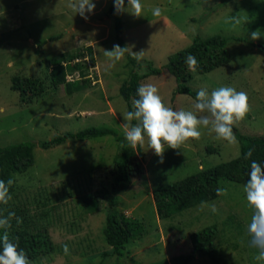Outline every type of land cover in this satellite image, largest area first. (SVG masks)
Returning <instances> with one entry per match:
<instances>
[{
	"label": "rangeland",
	"instance_id": "1",
	"mask_svg": "<svg viewBox=\"0 0 264 264\" xmlns=\"http://www.w3.org/2000/svg\"><path fill=\"white\" fill-rule=\"evenodd\" d=\"M112 1L95 0V9L85 19L74 14L68 0H0V146L49 140L88 126L116 131L47 149L37 145L34 164L14 177L11 198L0 204L2 213L10 207L16 212L13 217H34L50 238V249L29 259L30 264H99L101 253L113 248L103 236L108 200L104 198L100 209L91 212L79 198L103 186L110 190L113 157L121 143L116 136L123 134L121 113L128 110L119 88L134 67L125 56L103 70L108 60L104 49L117 43L114 16L108 10ZM157 5L161 14L154 16L151 9ZM120 20L129 49L142 50V60L162 67L159 74L148 75L140 83L156 84L164 103L174 109L190 108L195 99L175 91L177 81L163 67L168 57L196 35L227 37L229 62L205 73L189 68L191 76L184 83L195 91L201 87L211 91L221 84L245 91L248 110L233 126L245 134L264 136V35L257 39L250 35L256 29L264 33V0H143L140 15L122 11ZM76 52L84 55L89 81L71 92L64 83L53 86L50 61ZM16 75L43 80L44 92L29 99L27 93L13 90L11 80ZM81 80L79 76L77 81ZM137 146H129L130 184L113 194L119 197L118 211L139 224L133 239L124 230L114 236L117 243L127 241L122 258L126 264L170 263L172 257L192 251V232L209 225L216 227L214 252L197 255L187 264H264V259H257L259 250L250 244L247 232L254 208L245 198L244 183L222 179L219 197L167 218L158 216L153 199L156 185L237 156V139L217 138L202 127L200 137L189 138L177 148L165 146L160 155L147 141ZM28 226L33 230L31 220ZM113 258H105L102 264H110Z\"/></svg>",
	"mask_w": 264,
	"mask_h": 264
},
{
	"label": "trees",
	"instance_id": "2",
	"mask_svg": "<svg viewBox=\"0 0 264 264\" xmlns=\"http://www.w3.org/2000/svg\"><path fill=\"white\" fill-rule=\"evenodd\" d=\"M108 10L114 16V37L117 43L122 46L126 45L121 36L123 31L122 22L120 20L121 12L116 13L114 11L113 1L109 5ZM227 41V37H222L220 35L206 38L196 35L188 46L170 55L163 67L175 77L177 81L175 91L177 93H187L195 99L196 91L184 83L186 78L191 76V73L188 72L189 66L185 63L186 55L188 53L195 55L197 58V65L194 69L198 73H205L229 62L231 56L226 49ZM261 48L264 49V44ZM86 49L89 52L91 63H93L94 58L91 55V46L89 45ZM83 57L84 55L82 52L67 53L66 55L62 54L61 57L50 61L48 68L50 70L49 76L52 85L58 86L64 83L67 92H71L73 88L78 87L82 83H87L89 79L85 77L87 71L86 65L82 62ZM126 57L129 64L134 68L129 71L127 78L119 88V92L126 102L128 109H130L132 107V97L136 94L135 89L138 84H140V80L148 75L159 74L162 67L154 66L153 62L148 59L137 62L131 54H126ZM77 58V61L72 62ZM141 63L144 65L143 70L140 68ZM73 71H78L80 79H82L80 82L77 81L78 78L66 81V76ZM11 81V88L22 93V95L27 93L29 99H32L34 96L35 98L40 96L45 90L43 80L39 78L28 76L19 77L16 75L12 77ZM233 130L239 143V153L237 156L214 166L202 168L174 182L168 184L160 183L158 186H155L153 199L156 212L160 218H167L175 213H180L185 209L219 197L221 191L218 192L217 189H221L220 180L222 179L236 183H245L251 160L256 159L258 161H264V136L242 133L235 126H233ZM113 133H116V131L107 126H88L76 132L66 131L64 134L55 135L49 140L39 142L22 141L0 146V179L7 180L11 178L13 180V185L9 186V192H13L12 189L15 186L14 177L17 176V174L24 173L34 164V148L37 145L43 149H47L64 143L67 140L73 142L83 141ZM116 139L120 140L121 143L118 146L117 153L113 157L114 167L111 171L110 190H108L106 186H103L79 197L82 199L84 209L91 212L100 209V202L104 198L108 200L110 210L107 214L106 224L103 227V236L108 244L113 245V248H111L110 251L104 250L101 253L99 264H102L104 259L110 256H114L110 264H126L122 258L126 256L127 241L125 242L123 239L121 243H117V241L114 240V236L124 230L127 236L133 239L138 235L139 228V224L136 220L126 217L116 208L119 203V197L113 194L125 190L129 186L133 173L129 163V145L124 140L123 134L117 135ZM137 149L142 153L140 146H137ZM249 149L252 150V156L245 158L244 153ZM17 184L20 183L18 182ZM23 186L24 185H22L21 188ZM43 203L46 202L43 201ZM3 210L4 213H2L3 211L0 208V214L7 215L8 211H13L16 214L10 207ZM33 219L34 217L27 219V217L21 216L17 221L16 217H11V225L8 228L10 238L15 239L19 247L25 250L29 259L50 249V238L47 231L39 225L40 223L38 224L39 220ZM30 220L33 230L30 229L31 227L28 228ZM215 230V225H209L196 232H192L190 235L192 251L190 253L174 256L171 258L170 263L162 260L158 261V263L151 264H187L197 255L212 254L215 250V245L213 243Z\"/></svg>",
	"mask_w": 264,
	"mask_h": 264
},
{
	"label": "clouds",
	"instance_id": "3",
	"mask_svg": "<svg viewBox=\"0 0 264 264\" xmlns=\"http://www.w3.org/2000/svg\"><path fill=\"white\" fill-rule=\"evenodd\" d=\"M113 5L116 13L127 11L140 15L143 0H127V4L125 0H113ZM67 6L73 10L74 14L79 13L87 19L96 4L95 0H68ZM151 11L154 16L161 14V8L158 5L152 7ZM250 35L252 39H257L264 33L256 29ZM126 54L133 55L137 62L142 60V50L133 52L129 46L115 43L111 49H104V55L108 60L103 70L108 71ZM185 63L189 68L194 69L197 58L192 53H188ZM143 67L141 63V70ZM74 72L76 71L66 76V81L79 78V73L74 76ZM135 93L131 100L132 107L121 113L124 140L133 148L147 141L157 155L163 152L165 146L177 148L189 138L200 137L202 127L207 128L209 132H214L217 138L229 142L236 141L233 124L245 115L249 107L247 93L227 84L214 87L211 91L205 87L199 88L190 108L174 109L165 104L156 84L151 82L138 84ZM244 156L251 157L252 150L249 149ZM12 183L11 178L0 179V204H6L11 198L9 186ZM217 191L222 189L218 188ZM243 191L247 202L254 208L251 219L247 223L250 244L259 250L257 259H264V161L251 160ZM13 216H15L13 211H8L7 215L0 214V264H30L25 250L19 247L15 239L10 238L8 228L11 225L10 218ZM63 248L65 252L68 251L67 244L63 245Z\"/></svg>",
	"mask_w": 264,
	"mask_h": 264
}]
</instances>
